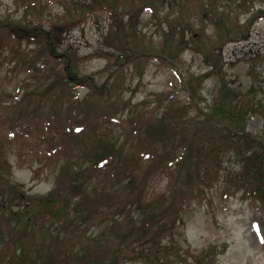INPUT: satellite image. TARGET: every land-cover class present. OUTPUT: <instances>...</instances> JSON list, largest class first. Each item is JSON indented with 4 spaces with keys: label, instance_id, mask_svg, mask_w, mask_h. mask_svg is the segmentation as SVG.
Returning a JSON list of instances; mask_svg holds the SVG:
<instances>
[{
    "label": "trees",
    "instance_id": "trees-1",
    "mask_svg": "<svg viewBox=\"0 0 264 264\" xmlns=\"http://www.w3.org/2000/svg\"><path fill=\"white\" fill-rule=\"evenodd\" d=\"M13 1L23 20L0 21V52L29 62L38 82L0 104V264H219L223 251H193L181 233L187 216L215 199L264 213V51L247 60L242 87L226 79L222 56L264 18V0ZM144 13L158 24V45ZM102 16L110 23L92 56L111 71L99 84L62 48ZM23 42L34 46L32 59L19 54ZM187 51L205 72L181 71ZM152 57L173 70L183 95L175 87L134 104L121 96L125 74L142 79ZM210 77L218 86L207 99ZM254 115L262 127L252 134ZM24 148L33 179L54 173L46 194L9 179L10 156Z\"/></svg>",
    "mask_w": 264,
    "mask_h": 264
},
{
    "label": "rangeland",
    "instance_id": "rangeland-1",
    "mask_svg": "<svg viewBox=\"0 0 264 264\" xmlns=\"http://www.w3.org/2000/svg\"><path fill=\"white\" fill-rule=\"evenodd\" d=\"M52 6V4H51ZM53 13L56 9L52 8ZM143 30L153 37V45L160 41V30L155 20L148 13L141 16ZM22 19L21 13L15 11L13 0H0V21L18 24ZM108 22L105 16L98 25L90 20L75 28L66 36L62 48L64 52H72L77 56L79 75H94L99 84L110 74L106 60L93 57L99 46L98 36L101 31H107ZM212 33V28H209ZM14 46V50H15ZM34 46L22 43L19 54L32 59L31 51ZM264 51V18L259 19L250 29L249 36L236 44H230L222 50L224 57L226 79L233 87H242L249 83L247 61L256 53ZM33 52V51H32ZM15 53L8 48L0 52V104L12 103L24 93L23 85L34 87L38 82L37 76L32 75L29 62L19 61ZM181 71L195 73L205 72L203 62L199 56L192 55L190 51L182 55ZM183 64V65H182ZM142 79L138 72L125 74V86L121 89V96L132 99L137 104L146 98L155 97L159 93L177 87L183 95L179 80L173 70L156 57L149 59L141 68ZM217 79L210 77L204 90V96L210 99L217 90ZM83 95L86 88H77ZM262 120L258 115L251 116L247 122L246 131L252 134L260 132ZM21 158L13 155L10 160L13 170L9 179L19 183L30 190V193L46 194L54 184V173L45 170L33 179L34 168L28 166L33 162V156L27 149L21 150ZM36 163V162H33ZM183 246L188 245L193 251H200L209 245H214L223 251L218 256L219 264H264V213L259 207L244 203L237 198L220 202L214 200L211 204H204L193 210L186 218V224L181 233Z\"/></svg>",
    "mask_w": 264,
    "mask_h": 264
}]
</instances>
